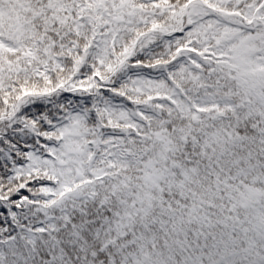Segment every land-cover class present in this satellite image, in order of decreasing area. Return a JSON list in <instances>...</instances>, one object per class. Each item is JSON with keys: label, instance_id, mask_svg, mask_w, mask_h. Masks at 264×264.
Returning <instances> with one entry per match:
<instances>
[{"label": "snow or ice", "instance_id": "6c2138e0", "mask_svg": "<svg viewBox=\"0 0 264 264\" xmlns=\"http://www.w3.org/2000/svg\"><path fill=\"white\" fill-rule=\"evenodd\" d=\"M0 264H264V0H0Z\"/></svg>", "mask_w": 264, "mask_h": 264}]
</instances>
